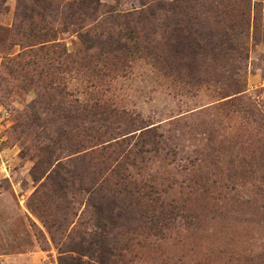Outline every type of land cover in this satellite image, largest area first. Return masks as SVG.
<instances>
[{
    "label": "rangeland",
    "instance_id": "obj_1",
    "mask_svg": "<svg viewBox=\"0 0 264 264\" xmlns=\"http://www.w3.org/2000/svg\"><path fill=\"white\" fill-rule=\"evenodd\" d=\"M175 1L0 0V264H264V0Z\"/></svg>",
    "mask_w": 264,
    "mask_h": 264
},
{
    "label": "trees",
    "instance_id": "obj_2",
    "mask_svg": "<svg viewBox=\"0 0 264 264\" xmlns=\"http://www.w3.org/2000/svg\"><path fill=\"white\" fill-rule=\"evenodd\" d=\"M179 1H182V0H177V1H175V2H178V3H180ZM229 99H232V97L231 98H229ZM112 254H113V256H115V260H114V264H121L123 261H124V254L121 252V251H116V249H114V251H112ZM123 264V263H122Z\"/></svg>",
    "mask_w": 264,
    "mask_h": 264
}]
</instances>
